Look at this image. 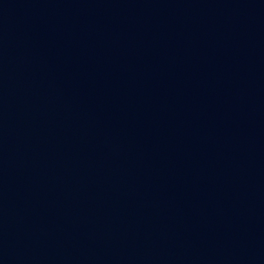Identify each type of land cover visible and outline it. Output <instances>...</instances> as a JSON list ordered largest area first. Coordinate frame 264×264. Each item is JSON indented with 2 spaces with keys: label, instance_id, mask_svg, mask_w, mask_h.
I'll use <instances>...</instances> for the list:
<instances>
[{
  "label": "water",
  "instance_id": "obj_1",
  "mask_svg": "<svg viewBox=\"0 0 264 264\" xmlns=\"http://www.w3.org/2000/svg\"><path fill=\"white\" fill-rule=\"evenodd\" d=\"M0 264H264V220L145 191L0 122Z\"/></svg>",
  "mask_w": 264,
  "mask_h": 264
}]
</instances>
